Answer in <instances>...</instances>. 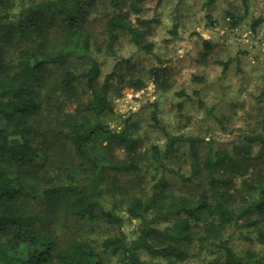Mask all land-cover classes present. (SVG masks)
<instances>
[{"label":"trees","instance_id":"trees-1","mask_svg":"<svg viewBox=\"0 0 264 264\" xmlns=\"http://www.w3.org/2000/svg\"><path fill=\"white\" fill-rule=\"evenodd\" d=\"M107 1L112 12L104 19L100 43L86 27L87 8L93 0H0V264H106L86 239L72 238L62 247L53 227L69 217L100 218L119 226L122 219L114 209L121 200L114 193L109 200L102 195L103 177L109 171L149 172L157 189L150 196L130 193L123 198L126 212L139 220V227L129 243L123 234L104 240L110 253L119 256L114 264H148L140 258L142 251L151 258L184 261L191 256L195 240L198 250L211 246L222 252V260L207 264H264V256L256 259L248 252L242 258L229 244L239 220L244 218L243 223L251 225V203L264 212V168L255 170V183L251 178L243 181L245 196L239 194L243 201L238 206L235 193L229 191L234 176L251 170V143L264 145V133L245 135L244 143L233 144L231 153L217 151L207 141L201 160L197 146L201 138L170 134L155 108L151 120L165 137L162 149L152 145L147 153H140L128 124L117 131L109 129L103 118L112 110L109 91L113 80L127 76L126 82L137 89L144 81L132 69L121 72L122 61L100 81L96 53L102 51L101 46L111 51L119 31L138 49L152 53V43L137 26L155 20L137 16L144 0H132L129 11L121 8L120 0ZM241 2L246 9L247 0ZM130 13L136 15L134 22ZM226 15L231 27H236L239 19L231 12ZM206 17L210 20V15ZM260 22L255 19L252 30ZM175 32L176 24L171 29ZM204 45L208 47L207 42ZM151 74L156 77L154 70ZM56 94L75 102L73 111L63 112L52 131L70 143L77 162L59 169L60 173H53L55 180H50L30 168L41 149L33 141L42 135L40 119L51 109ZM180 142L188 147L190 173L186 176L166 163ZM166 173L181 184L192 183L203 173L205 185L195 193L177 194L167 189ZM62 174L69 183L58 182ZM43 180L49 182L41 190L48 209L33 210L26 199L36 195ZM116 189L124 194L121 187ZM170 219V225L157 226ZM200 222L202 226L195 231ZM226 227L231 233L222 239ZM257 240L264 245V229L258 230Z\"/></svg>","mask_w":264,"mask_h":264},{"label":"rangeland","instance_id":"rangeland-1","mask_svg":"<svg viewBox=\"0 0 264 264\" xmlns=\"http://www.w3.org/2000/svg\"><path fill=\"white\" fill-rule=\"evenodd\" d=\"M131 1L120 0L121 8L129 11ZM87 11L90 13L86 27L101 43L102 25L112 9L107 0H93ZM227 12L239 19L236 27H231ZM135 16L129 14L132 22ZM137 16L155 20L149 25L137 26L152 43V53L138 49L123 31L118 32L111 51L107 52L100 45L102 51L96 53L91 46L100 63V81L120 61L121 72L132 69L134 76L144 81V86L137 89L126 82L127 76L113 80L109 91L112 110L103 118L109 129L117 131L128 124L132 136L138 140L140 153H147L152 145L162 149L165 137L151 120L155 108L158 120L170 134L201 138L197 143L201 160L206 153L207 141L213 142L215 150L231 153L232 145L244 143L245 135L264 133V0H247L246 9L241 0H213L210 4L208 0H144ZM257 18L261 22L252 30L251 25ZM174 24L176 32L172 34ZM153 70L156 77L151 74ZM81 90L79 86L78 91ZM51 103V109H46L40 119L42 135L33 139L41 149L30 171L38 175L44 173L47 179L55 180L53 173H60L59 169L64 167H74L77 162L70 143L52 131L63 112L73 111L75 102L56 94ZM250 150L251 170L234 176L229 189L236 195L235 206L243 201L239 194L245 196L243 181L251 178L249 181L255 183V170L264 168V145L251 143ZM118 154L122 156L120 151ZM189 162L187 143L180 142L166 163L186 176L190 173ZM165 177L167 189L177 194L195 193L205 185L203 173L196 175L189 184H181L168 173ZM77 179L81 180L82 175L77 174ZM154 181L151 173L145 171L137 174L107 172L101 185L102 195L109 200L114 193L121 200L120 206L114 209L122 219L121 224H109L100 218L69 217L53 227L62 247L72 238L86 239L106 264H114L119 256L110 253L103 245L104 240L123 234L129 243L136 238L139 227V220L126 212L123 198L130 193L150 196L157 190ZM58 182L69 183L70 180L62 174ZM48 186V181H41L36 195L26 199L29 208L48 209L41 194ZM117 187L125 190L124 194L119 190L115 192ZM248 216L251 225L244 224V218L239 220V227L233 230L229 244L240 257L245 258L251 252L258 259L264 256V245L257 240L258 230L264 229V212L255 209L251 203ZM171 222V219L160 221L157 226L162 228ZM201 226L200 222L194 230ZM230 233V228L226 227L222 239L228 238ZM197 244L195 240L191 256L184 261L151 258L143 251L139 255L148 264H207L222 260L218 248L209 246L198 250Z\"/></svg>","mask_w":264,"mask_h":264}]
</instances>
